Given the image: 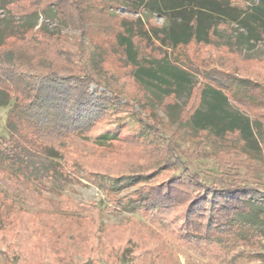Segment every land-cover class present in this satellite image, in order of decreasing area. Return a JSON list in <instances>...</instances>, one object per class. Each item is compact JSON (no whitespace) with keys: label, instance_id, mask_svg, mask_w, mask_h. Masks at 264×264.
<instances>
[{"label":"trees","instance_id":"trees-1","mask_svg":"<svg viewBox=\"0 0 264 264\" xmlns=\"http://www.w3.org/2000/svg\"><path fill=\"white\" fill-rule=\"evenodd\" d=\"M40 1L30 2L29 5L39 6L22 15L52 11L64 25L81 30L80 41L78 48H69L64 35L56 31L49 33L42 26L26 28L22 35L10 30L2 36L0 107L10 105L6 122L12 132L7 139H0V185L5 193L0 195L9 209H20L13 198L25 200L29 191L46 189L42 173L34 170L27 153L34 151L58 157L64 166L68 164V170H76L75 162L66 161L68 152L62 142L90 135L108 115V109L116 105L104 92L89 88L92 82L97 86L106 82L103 62L109 52L120 56L123 64L129 66L133 81L146 101L168 108L173 105L172 101L183 100L178 124L194 132L190 136L203 134V139L223 146L234 136L240 143V152L261 156L264 137L260 124L240 109L245 104L242 95H250L247 92L251 86L242 81L233 83V80L216 83L214 74L208 73L202 82L197 68L179 50L190 44L215 45L239 54L235 38L228 42L217 32L227 24L220 16L226 15L230 22L236 23L243 42L264 39V0H250L240 7L232 0H118L127 11L141 9L148 15H160L165 23L154 25L149 16L143 19L140 14L134 18H116L108 28L112 32L106 38L112 47L109 50L99 48L97 43L89 47L82 44L92 26L97 25L106 32V23H96V16L107 13L105 3L95 8L86 0ZM14 4L16 0H10L4 7L15 9ZM92 58H98L99 64L90 62ZM232 84L236 89L244 88L243 94L238 95L231 89ZM231 101L237 105L233 107ZM145 109V118L138 120L144 124L139 132L107 130L111 135L106 141L93 144V148L136 145V153L149 168H173L184 163L182 158L190 159L198 153L194 149L181 150L173 141L178 135L177 129L168 130L154 116L148 103ZM200 154L203 156L204 151ZM226 155L217 160L222 178L215 183L183 169V175H172L165 182L140 184L137 188L140 193L133 201L150 209L164 203L184 205L187 210L182 225L189 236L212 240L223 235L237 237L240 231L253 235L255 225L264 223V193L241 184L237 178L227 177ZM75 161L79 160L75 158ZM137 175L142 174L134 170L130 177ZM139 178V182H144L147 177Z\"/></svg>","mask_w":264,"mask_h":264},{"label":"rangeland","instance_id":"rangeland-1","mask_svg":"<svg viewBox=\"0 0 264 264\" xmlns=\"http://www.w3.org/2000/svg\"><path fill=\"white\" fill-rule=\"evenodd\" d=\"M7 1L10 0H0V41L6 31L22 35L26 28L42 26L49 33L56 31L64 35L69 48H78L80 29L64 25L52 11L22 15L39 6L29 5L34 0H16L15 9L5 8ZM232 1L240 7L250 0ZM40 2L50 3L51 0ZM86 2L95 8L105 3L107 12L96 16V23H106V32L97 25L92 26L82 41L86 47L97 43L99 48H112L106 38L112 35L108 28L116 18H134L140 14L143 19L149 16L154 25L165 23L160 15H148L141 9L127 11L118 0ZM220 19L227 24L217 32L228 42L235 38L240 55L225 47L196 44L179 52L191 60L202 82L208 73L214 74L215 82L233 80V83L249 84L251 89L247 93L250 95H242L245 104L238 107L259 122L264 137V39L243 42L236 23L230 22L226 15ZM97 59L92 58L90 62L98 65ZM103 65L107 87L92 82L89 88L104 92L116 105L108 109V115L90 135L62 142L68 152L66 161L75 162L76 170H68V164L64 166L58 157L31 151L27 159L34 164V170L42 173L46 189L29 191L25 200L13 198L19 211L9 209L0 195V264H264V223L255 225L253 235L240 231L237 237L223 235V238L207 240L187 235L182 225L187 210L184 205L164 203L150 209L133 201L140 193L137 191L140 184L165 182L172 175H183V169L215 183L221 177L217 160L225 154L229 161L226 176L264 193V146L260 157H252L240 152V143L234 136H230L224 146L203 139V134L190 136L194 132L178 124L182 99L169 100L173 105L168 108L146 101L133 81L129 66L123 64L120 56L109 52L104 56ZM230 87L238 95L243 94L244 88L236 89L234 84ZM147 103L168 130L177 129L178 135L173 141L181 150H197L194 157L182 158L184 163L173 168L156 166L153 169L136 153V145L93 148V144L104 142L111 135L107 130L120 128L128 134L139 132L144 124L138 120L145 118ZM231 105L237 104L231 101ZM9 109L10 105L0 107V139H7L12 132L6 122ZM134 170L142 175L130 177ZM141 176L147 177L144 182H139ZM0 193L5 194L1 185ZM10 218H14L12 222ZM243 234L247 238H240Z\"/></svg>","mask_w":264,"mask_h":264}]
</instances>
